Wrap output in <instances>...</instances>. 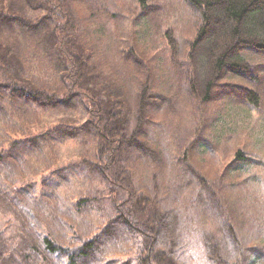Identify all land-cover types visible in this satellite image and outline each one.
<instances>
[{
  "label": "trees",
  "instance_id": "16d2710c",
  "mask_svg": "<svg viewBox=\"0 0 264 264\" xmlns=\"http://www.w3.org/2000/svg\"><path fill=\"white\" fill-rule=\"evenodd\" d=\"M131 1L121 22L114 6L89 0H0V264H191L196 242L205 264L262 263L242 220L256 229L261 216L237 212L223 179L194 161L224 122L218 90L228 107L260 105L255 90L225 88L228 77L252 80L247 54L264 58V0H180L194 13L190 36L165 26L154 54L136 45L134 25L162 20V0ZM55 113L78 120L48 123ZM161 118L174 120L162 130L172 140L165 154L146 135ZM70 141L79 149L67 170L59 149ZM233 157L220 174L229 186L252 165ZM149 166L145 181L134 176ZM70 181L83 187L65 189ZM193 189L198 203L207 195L195 216L215 229L180 218ZM210 206L214 215L201 217Z\"/></svg>",
  "mask_w": 264,
  "mask_h": 264
},
{
  "label": "rangeland",
  "instance_id": "374dc122",
  "mask_svg": "<svg viewBox=\"0 0 264 264\" xmlns=\"http://www.w3.org/2000/svg\"><path fill=\"white\" fill-rule=\"evenodd\" d=\"M90 1L92 4L94 2L103 4V8L107 10L114 6L115 9L121 11V13L118 14L121 15V22H125V20H128L127 13L124 12V9L125 6H132L131 0H89V2ZM157 4L159 5H157L155 8L157 10H161L159 14L163 17L162 20H160V17H157L156 19H151V25H149L148 23H144L143 20L138 22L136 26L134 25L135 39L138 38V40H135V43L141 50H146L147 52L145 53L147 54H154L157 51L160 52L162 50L163 40L161 37V32L163 29H165V26L166 28L171 29L173 32H178V34L176 35H179V37H177L179 40L181 39L180 35L183 39H188L190 36L189 32L192 31L193 27V18L191 14L194 13L191 10H188V8L183 7L180 0H162L160 2L158 1ZM89 7L92 8V5L89 4ZM73 9L76 10L77 7L73 6ZM190 24V30L188 31L187 27ZM119 26L120 25H118V27ZM160 26H162L163 28H161ZM109 35L111 36V34ZM124 43L125 45L124 47H121V49H129L131 43L130 40L125 39ZM245 57L248 59V69L250 70L248 72V76L251 77L252 80L248 81L247 79H241L239 77H228L226 80L230 81L228 82V87L225 89L233 90L241 87L255 90L260 96V105L257 109L240 106L228 107V105L225 104L222 100L223 96L221 90L217 91L216 89L215 91L217 92L215 93V96L218 100V103L213 104V109L215 112H218L219 107H222L220 109L221 112L223 107L226 108V111L224 113H221V117H223L222 120H224V122L222 125L215 127L216 131L213 128L211 129L209 136H207L208 153L202 155L198 152V157L194 162L196 164V167L200 170V173H202L208 179L211 178L213 181L216 176L219 180V183L222 182L223 179V184H226V188L221 187V189H224L225 192H227L230 197H232L231 204L235 206L237 212L241 213V209H250L253 211V215H256V218L261 216L260 222L264 224V73L258 72V70H262L263 66L260 67V64H264V58L251 54H247ZM159 58L160 56H158L157 59ZM45 67H50L52 71L51 66H47V64H45ZM226 75L230 76L229 73H227ZM255 78L256 80H259L258 86L252 87L250 86V83L253 82ZM240 93L241 91H239V94ZM224 104L227 106H224ZM180 106H182V104ZM210 109L212 110V108ZM74 118L78 120V118L74 114L55 113L47 118V122L56 123L63 121L66 123L71 122V120ZM162 120L164 119L161 118L159 120L154 129H146V135L149 136V139L156 143L157 147L155 146L154 149L156 151L162 152V154H165V152H168V144H170L172 140L164 139L165 131L162 134V130L165 124L166 126H172V124H174V120L171 121V119H167L161 124ZM204 138L206 139V135L204 136ZM165 145H167V148H165ZM78 149L79 146H77V144L72 141L65 143V145L59 149V163L61 165H64V169H69L71 165H67L66 163H71V159L75 157L77 153L76 150ZM172 151L176 154V151ZM199 151H201V149ZM237 151H241L242 155L245 156L252 165L246 166L243 169V172L241 173L242 177L232 183L235 184L234 186H229L233 179L231 177L221 178L220 174L224 168H227V170H232L231 167L234 164L233 156ZM163 158L165 160V155ZM238 166L239 165H237V168ZM156 169L157 166H149L148 170L141 169V173L136 172V174L134 173V176L142 181H145L143 177L149 178L150 176H152L153 171ZM40 178L41 177H36L34 180L36 182H40ZM162 181L164 184H167L166 179H163ZM171 182L172 179L168 181L169 186L173 185ZM240 182L241 184H239ZM173 183H176L177 186H180L177 180L175 182L173 180ZM70 184L71 186L66 187L65 189L79 191L83 187L80 183L73 184L72 181H70ZM190 186L191 185H186L184 187L189 188ZM243 186H247L253 194L245 196L244 192H239L238 188L240 189ZM41 191L47 193L48 188L43 186L41 188ZM200 193L202 192L195 191L193 189V195L190 199L192 203L191 205H189V208H191L188 211L187 209L185 210V219L183 214L180 215V218L183 220H187L188 225L191 224L192 228H196L197 224L199 223V229L206 227L213 230L215 228L212 224L207 221V223H203V226L200 217L195 216V213L200 209L199 207H196V205L204 201L206 202L207 198V195L203 196V199H201V201L198 203L197 197ZM244 196L245 198L243 201L242 199ZM224 197L227 200L230 199L225 195ZM185 206L187 205H179V207L183 209L185 208ZM210 207L211 211L209 212V214L205 212L201 215V217L214 215V211H217V209L213 208L212 206ZM242 220L246 227V232L249 234V236H251L250 240H253L254 245L259 248L256 258L261 260L262 263L258 264H264V226H258L259 228L255 229L252 226L253 219L247 221L246 223V218L244 216ZM201 234L202 231L199 235ZM203 250V248H200L198 242L193 245L191 252V264H205ZM249 259L250 261H253V258L249 257Z\"/></svg>",
  "mask_w": 264,
  "mask_h": 264
}]
</instances>
